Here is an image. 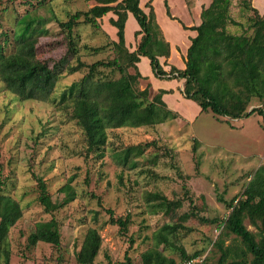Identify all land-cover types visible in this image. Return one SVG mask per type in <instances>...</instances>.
Here are the masks:
<instances>
[{"label": "rangeland", "instance_id": "374dc122", "mask_svg": "<svg viewBox=\"0 0 264 264\" xmlns=\"http://www.w3.org/2000/svg\"><path fill=\"white\" fill-rule=\"evenodd\" d=\"M26 1L32 5L29 6ZM147 1L140 0V6L148 12L145 7ZM206 1L190 0L191 7H187L185 0L151 1L156 21L173 47L168 65L184 67L183 55L192 32L184 29L182 24H195ZM40 2L42 5L36 11L34 7ZM232 2L230 14L242 26L230 25L228 30L232 33L245 32L247 17L252 12H242L238 0ZM93 4L95 2L84 0H0V42H3L4 36H11L19 14L33 8L36 14L49 19L45 25L48 33L41 35L36 44L37 56L43 60H56L66 48L52 14L66 20L69 13L88 9ZM166 5L176 19L166 14ZM252 6L254 15H264V0H252ZM111 15L109 12L98 18V26L80 23L75 28L80 46L79 57L85 63L113 56L109 48L97 54L83 48L84 45L109 44L117 39L116 28L108 22ZM138 28L134 16L128 13L125 43L130 47L138 41L139 36L134 37ZM11 48L10 44L6 52H10ZM146 60L139 61L138 69L143 74H151ZM159 60L163 61V58ZM85 72L86 68H83L64 75L53 96H58ZM104 72L118 76L116 72ZM151 76V96L160 88L172 87L174 91L163 96V100L179 115L152 126L109 130L101 158L93 153L85 154L84 136L70 117V109L66 105L21 100L0 80V193L17 200L22 208L21 217L9 229L1 244L0 263L5 264L7 253V264H78L75 252L79 250L87 229L95 227L102 237V244L93 264L123 261L125 252H128L131 264H142L141 254L152 245V234L168 220L167 216L153 212L147 206L145 196L148 192H160L170 199L182 201L179 209L171 211L170 218L182 222L178 242L187 252L192 254L202 250V254L196 256L201 258L216 254L211 253V243L220 227L203 223L199 217L225 218L228 208L218 201V197L230 200L238 196L248 175L264 164L263 116L256 112L231 119L216 116L210 111H200L196 102L182 95L177 80L159 79L153 73ZM147 83V80L141 79L138 87L142 89ZM253 107L264 109V99L253 98L248 110ZM194 140L198 141L195 152ZM147 142H151L150 145H146L143 155L136 159L138 166L129 168V165L117 163L115 152L128 145H144ZM38 178L45 180L52 201H62L65 193L59 188L65 183H69L74 190L75 198L53 212H45L37 201ZM105 208L112 209L116 216H130L125 232L119 231L117 225L107 223ZM52 217L59 225V244L42 241L29 244L27 237L34 231L35 225ZM244 223L254 231L247 219ZM165 253L179 260L175 251ZM213 259L215 257L212 256L208 260L212 263ZM203 262L204 259L197 264Z\"/></svg>", "mask_w": 264, "mask_h": 264}, {"label": "trees", "instance_id": "16d2710c", "mask_svg": "<svg viewBox=\"0 0 264 264\" xmlns=\"http://www.w3.org/2000/svg\"><path fill=\"white\" fill-rule=\"evenodd\" d=\"M95 4L85 10H76L68 14L66 20L53 19L60 28L65 40V53L56 60H43L37 56L36 44L41 35H46V23L49 19L36 14L33 8L19 14L11 36H4L0 42V80L5 87L21 100L59 102L70 109V117L82 131L85 140V154L93 153L99 158L104 155L108 141V131L121 127H142L163 123L175 119L179 114L171 110L162 96L171 90L158 89L151 96V84L142 89L139 80H147L138 69L140 57H147L153 75L159 79L182 80V95L198 104L200 111H210L216 116L239 119L258 113L263 116L262 107L248 106L253 98L264 99V15H254L252 0H238L242 12L248 15L247 31L232 33L230 25L242 26L230 14L233 0H211L200 10V22L186 26L196 32L190 38L184 57V68L168 65L170 44L156 21V14L151 4L145 3L148 12L140 6V0H84ZM191 7L190 0H185ZM26 3L31 6L30 1ZM39 3L34 9L40 7ZM111 12L108 22L116 28V40L101 46L84 45L90 53L97 54L110 49L113 56L107 59L85 63L79 57L80 46L75 28L83 24L98 26V18ZM131 13L138 29L134 37L139 36L135 48L130 50L125 43V24ZM166 14L176 19L166 5ZM250 31V33H248ZM77 35V36H76ZM11 51L6 52L7 46ZM159 57H164L163 63ZM74 61V62H73ZM163 65H168L167 70ZM86 68V72L76 81L71 82L58 96L54 95L59 80L67 74H73ZM132 69V70H131ZM104 70L118 73L110 76ZM147 142L128 145L115 152V159L120 165L129 168L138 166L137 158L144 153ZM194 140L193 151H196ZM199 161H196L198 167ZM242 192L230 200L218 197L225 204L228 213L222 220L200 216L203 223H213L219 228L212 240L211 253L204 258L203 264H264V164L259 165L248 175ZM37 201L45 212H53L75 198V192L65 183L59 190L65 193L60 202L52 201L44 179H37ZM147 206L153 212L167 216L165 221L151 236L152 245L142 252V264H181L202 254V250L192 254L178 241L183 227L182 222L170 218L172 210L182 206L180 199H170L160 192H148L145 196ZM107 223L117 225L125 232L130 224V216H116L110 208ZM22 208L11 196L0 193V249L9 229L21 217ZM96 216V213H95ZM185 220L183 216H180ZM254 227L248 229L245 220ZM231 237V238H230ZM229 241H226L227 239ZM27 241L31 245L47 242L58 245L60 230L57 220L52 217L35 225ZM102 244V237L95 227H89L84 235L75 260L78 264H93ZM178 253L179 260L167 255L165 251ZM6 252V251H5ZM215 257L211 263L208 256ZM209 261V262H208ZM8 254H5V264ZM106 264H131L128 252L124 260Z\"/></svg>", "mask_w": 264, "mask_h": 264}, {"label": "crops", "instance_id": "0c3cea01", "mask_svg": "<svg viewBox=\"0 0 264 264\" xmlns=\"http://www.w3.org/2000/svg\"><path fill=\"white\" fill-rule=\"evenodd\" d=\"M211 0H208V1H206L205 3L206 4H204L203 6H207L208 4H209V2H210ZM193 7H194V5H193ZM200 10H201V8H200ZM200 10H199V14H200ZM145 11V10H144ZM147 12V11H146ZM112 14V13H111ZM110 17H114V15L112 14ZM128 17V16H127ZM199 22H200V16H199V18L197 19V21L195 22V24H191V25H189V24H185L186 26H192V25H197V24H199ZM161 28V27H160ZM162 30V29H161ZM189 30V29H188ZM189 31H191L192 32V35H189V37L191 38V37H193V36H195V34H196V32L194 31V30H189ZM162 32H163V30H162ZM163 35H164V37H165V34H164V32H163ZM165 39H166V37H165ZM167 40V39H166ZM126 41V40H125ZM168 41V40H167ZM169 42V41H168ZM169 44H170V55H169V57L167 58V61H168V63L170 64V62H171V57H172V55H173V47H172V44L169 42ZM190 44V43H189ZM126 45H127V47L130 49V50H133L134 48H135V43L132 45V47H130V45L129 44H127L126 43ZM189 46V45H188ZM187 50V49H186ZM176 54H178V53H176ZM185 55H186V53L183 55V57H185ZM144 56H141L140 57V61H143V59H147L146 61H148V63H149V60H148V58L147 57H145V58H143ZM161 58H163V61H161L160 60V62L161 63H163L164 62V60H165V58L164 57H159V59H161ZM172 65H174V64H172ZM163 67H164V69L165 70H167L168 68H169V66L168 65H163ZM177 67V66H176ZM177 68H179V67H177ZM182 68H184V67H182ZM143 76H147V81L148 82H150V84L152 85V81H151V79H152V76H151V74H143V73H141ZM172 80H177V79H172ZM177 83H178V88L180 89L181 88V86H182V80H177ZM160 89H166V90H171L172 92L174 91L173 90V88L172 87H166V88H160ZM158 91V90H157ZM171 92V93H172ZM166 94H168V93H165L163 96H165ZM163 96H162V98H163Z\"/></svg>", "mask_w": 264, "mask_h": 264}, {"label": "built area", "instance_id": "2783aa9c", "mask_svg": "<svg viewBox=\"0 0 264 264\" xmlns=\"http://www.w3.org/2000/svg\"><path fill=\"white\" fill-rule=\"evenodd\" d=\"M203 259H204V257H202V258L201 257L191 258V259L184 261L181 264H197V263H201ZM0 264H4V263H0Z\"/></svg>", "mask_w": 264, "mask_h": 264}]
</instances>
